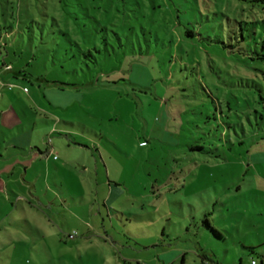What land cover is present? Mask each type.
I'll return each mask as SVG.
<instances>
[{"label":"rangeland","instance_id":"1","mask_svg":"<svg viewBox=\"0 0 264 264\" xmlns=\"http://www.w3.org/2000/svg\"><path fill=\"white\" fill-rule=\"evenodd\" d=\"M252 6L0 0V63L37 100L15 109L76 136L45 138L63 167L48 191L0 199V264H264V124L246 104L264 65L222 47ZM93 40L95 63L78 50Z\"/></svg>","mask_w":264,"mask_h":264},{"label":"crops","instance_id":"2","mask_svg":"<svg viewBox=\"0 0 264 264\" xmlns=\"http://www.w3.org/2000/svg\"><path fill=\"white\" fill-rule=\"evenodd\" d=\"M0 67L3 68H0L3 86H12V89H7L10 94L4 93L3 88L0 90V199L7 197L10 201H13L11 198L21 200L26 189L34 190V194L29 193L31 196H38V185L42 188L41 191H48L49 179H59L62 176L63 167L56 162L52 152H48L50 146L44 145L45 138L59 135L56 143L51 141L53 151L58 152L65 142L64 137L75 140L76 136L73 137V131L62 127H49L47 114L45 117H39L38 112L27 114L26 111H31V108L16 110V103H21L27 108L30 99L37 101L36 96L30 93L23 83L27 80L25 73L14 71V67L5 63L4 59ZM17 77L22 78L19 80ZM12 78L15 80L12 81Z\"/></svg>","mask_w":264,"mask_h":264},{"label":"trees","instance_id":"3","mask_svg":"<svg viewBox=\"0 0 264 264\" xmlns=\"http://www.w3.org/2000/svg\"><path fill=\"white\" fill-rule=\"evenodd\" d=\"M251 2L253 4L252 7L259 8L262 14V17L260 20H255L254 22H237L234 21V25H229L228 27L222 28V31H226V40L225 36L222 38V47L228 51L229 54L233 56H241V61L244 64H248L249 62H256L264 65V0H242ZM256 4V6H255ZM135 6V5H134ZM126 12H132L131 10H128L126 8ZM134 12V11H133ZM187 36H193V31H190L187 29V31L183 32ZM13 34V30H5L0 33V39H3L4 37L11 36ZM114 36H117L114 34ZM86 47L85 48H78L80 55L87 59L86 61H90L91 63H95L96 58L95 55L100 53V51L97 49L96 45L94 44V40L90 42H85ZM74 57V56H73ZM81 57V58H82ZM75 58V57H74ZM12 69V67H11ZM259 72L255 73L257 75V78L255 80H247V90H251L249 93L251 95V100H246V104L249 106L247 109H251L253 106L251 101L254 103V112L257 116H259V120L262 121V124H264V70L259 69L256 70ZM19 73H25L24 70H22ZM51 83H59L57 81H53ZM59 85H66V86H73L71 84H63L59 83ZM58 84L55 86H59ZM246 92V91H245ZM248 93V92H246ZM228 95L231 97L229 99L228 105L231 104V99H235V96L233 95V90L229 89ZM253 95V96H252ZM229 111L232 109L230 107ZM226 135V134H225ZM224 135V136H225ZM231 141V140H229ZM230 144H233L232 142H229ZM209 146H212V148H208V150H217L216 144H209ZM191 150L194 151H200L202 153H208V150H206V147L203 145H196L191 148ZM215 158H220L221 155L214 156ZM207 222V221H206ZM206 226L210 229H212L209 226V223H205ZM213 230V229H212ZM215 232L219 237H222L217 231ZM223 238V237H222ZM252 250L253 248H248ZM254 262V261H252ZM251 262V264H252ZM255 263V262H254ZM256 264V263H255Z\"/></svg>","mask_w":264,"mask_h":264},{"label":"built area","instance_id":"4","mask_svg":"<svg viewBox=\"0 0 264 264\" xmlns=\"http://www.w3.org/2000/svg\"><path fill=\"white\" fill-rule=\"evenodd\" d=\"M75 235H76V233H74V234H71V235H69V236H68V238H69V239H71V238H73ZM252 264H255V263H254V262H252Z\"/></svg>","mask_w":264,"mask_h":264}]
</instances>
